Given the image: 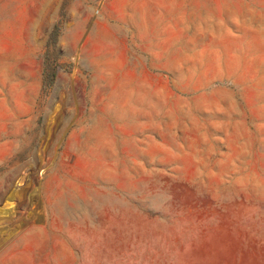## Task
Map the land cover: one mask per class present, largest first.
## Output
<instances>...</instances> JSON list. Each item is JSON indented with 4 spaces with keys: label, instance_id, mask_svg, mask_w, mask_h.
<instances>
[{
    "label": "rangeland",
    "instance_id": "rangeland-1",
    "mask_svg": "<svg viewBox=\"0 0 264 264\" xmlns=\"http://www.w3.org/2000/svg\"><path fill=\"white\" fill-rule=\"evenodd\" d=\"M0 264H264V0H0Z\"/></svg>",
    "mask_w": 264,
    "mask_h": 264
},
{
    "label": "crops",
    "instance_id": "crops-1",
    "mask_svg": "<svg viewBox=\"0 0 264 264\" xmlns=\"http://www.w3.org/2000/svg\"><path fill=\"white\" fill-rule=\"evenodd\" d=\"M184 4H185V2H184Z\"/></svg>",
    "mask_w": 264,
    "mask_h": 264
}]
</instances>
